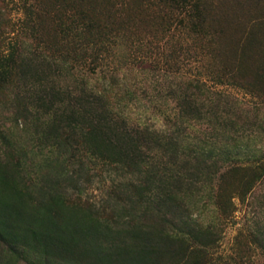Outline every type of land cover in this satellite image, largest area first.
<instances>
[{"label":"trees","instance_id":"trees-1","mask_svg":"<svg viewBox=\"0 0 264 264\" xmlns=\"http://www.w3.org/2000/svg\"><path fill=\"white\" fill-rule=\"evenodd\" d=\"M26 1L36 45L0 50V93H16L22 104L16 113L37 128L40 144L23 159L0 127V255L34 264H172L181 252L204 257L217 232L193 219L192 201L210 183L219 222L233 218L235 200L248 205L264 183V137L239 162L241 145L228 135L229 125L248 122L196 76L179 84L175 134L131 123L123 100L112 89H93L80 72L76 87L63 85L58 73L96 71L109 39L132 40L146 17L167 37L183 30L189 58L214 84L233 82L264 105V91L241 83V69L226 62L221 45L240 0ZM229 4L231 11L224 10ZM207 120L226 138L223 145L186 143L188 126ZM96 178L109 182L99 200L90 192ZM256 235L264 250V232Z\"/></svg>","mask_w":264,"mask_h":264},{"label":"rangeland","instance_id":"rangeland-1","mask_svg":"<svg viewBox=\"0 0 264 264\" xmlns=\"http://www.w3.org/2000/svg\"><path fill=\"white\" fill-rule=\"evenodd\" d=\"M31 7V3L26 0H0L2 52L10 51L11 46L16 43H19L22 49L35 48L36 44L33 43L32 31L28 24ZM229 7L230 4L224 7V10L231 11ZM233 11L236 19L229 24L222 38L224 58L231 67L241 69V76L244 78L241 83L257 85L264 91V81L260 79L264 74V0H240L239 4L233 5ZM252 20L257 23L254 25ZM152 24V21L143 17L132 40L116 39L115 36L110 38L106 50L100 55V64L96 71L88 69V66L81 67L79 71H76V67H65L58 73V78L63 85L76 87V74L78 76L80 72L82 79H86L93 89H112L113 97L116 96L126 104V115L131 123L176 134L178 132L173 117L176 113L179 84L187 76H196L215 91L224 93L229 108L248 122L245 126L237 125V129L230 124L231 132L228 134L237 137L241 145V148L236 150L240 152L237 154L238 159L239 162H245V152H255L263 144L264 105L261 98L254 97L258 96L255 94H247L239 86L233 85V82L223 86L214 84L203 74L204 68L189 58L186 51L191 42L183 30L179 29L167 37L161 34L160 30L152 28ZM175 45L179 47L173 49ZM176 49L179 54L174 52ZM259 88L257 89L260 90ZM17 101L15 92L0 93V127L10 140L11 148L16 149L17 155L28 159L32 150L37 149L35 145L40 143L35 141L37 128L32 127L30 122L26 124V120L16 113L22 108V104L19 107ZM256 115L258 118L254 120ZM17 118L21 119L19 126ZM260 122L263 126H260ZM212 128L208 120L193 123L188 126L184 135L186 143L203 146L206 142L208 145L223 142L226 138L223 139L219 130ZM232 143L231 141L230 144ZM72 168L76 170V166ZM95 180L94 191L90 192L99 200L100 195H106L109 182H100L99 178ZM212 187L213 184L208 183L201 196L194 198L192 203L196 206L192 207L191 212L193 219L204 227H213L217 232L216 237L211 238V245L206 248L204 257L190 253L183 256L181 252L172 264H193L198 259L213 264H264V250L255 240L258 231L264 232V183L250 196L248 205H241L235 200L236 212L232 214L233 218H222L220 222L216 220L219 212L211 200L214 196ZM173 257L174 255H169L165 258ZM0 264L34 263L18 259L6 251L0 255Z\"/></svg>","mask_w":264,"mask_h":264}]
</instances>
